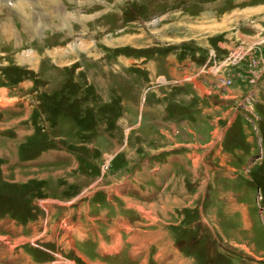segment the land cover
Instances as JSON below:
<instances>
[{"label": "rangeland", "instance_id": "rangeland-1", "mask_svg": "<svg viewBox=\"0 0 264 264\" xmlns=\"http://www.w3.org/2000/svg\"><path fill=\"white\" fill-rule=\"evenodd\" d=\"M128 26L139 33L126 41ZM156 51L187 62L164 85L156 75L169 65ZM263 69L264 0H0V264H86L78 251L130 264L95 248L112 223L121 239L138 236L132 264H264ZM201 74L213 82L197 95ZM200 104L219 117L210 140L244 147L243 130L251 136L250 167L219 165L210 140L194 147L170 134ZM188 148L193 159L169 167L168 153ZM225 200L236 227L217 220ZM18 250L28 261L7 259Z\"/></svg>", "mask_w": 264, "mask_h": 264}, {"label": "crops", "instance_id": "crops-1", "mask_svg": "<svg viewBox=\"0 0 264 264\" xmlns=\"http://www.w3.org/2000/svg\"><path fill=\"white\" fill-rule=\"evenodd\" d=\"M128 27H129V31H123V33L120 34V36H122L124 39H126V41H127V37H131L135 33V32H132L130 30H134L136 28L135 26H128ZM121 31H122V29H121ZM138 33H135V34H138ZM135 38H137V36H135ZM114 40H115V37H114ZM122 42L123 41H121V42L118 41V45H120V46H117V48L120 49V50H122V52H121L122 56L123 57H126L127 53L125 52V47L127 45H125L126 43H122ZM139 46H140L139 44H135V46L133 48L135 50H143V49L146 50L147 48H151V46H147V45L146 46H143V47L141 46V48H139ZM153 46H155V45H153ZM130 55H131V53H130ZM154 56H156L157 58H160V59H163V58L166 59L167 58L166 59L167 60L166 63H168V65H169V67L167 69L169 72L166 71V75L165 74H157L156 75V76H158V78H162V81L163 82H161L160 80H157L162 85H164L165 83H168V81H169L168 78H170L173 73L177 72V69H183L184 70L185 67H186V65H187L185 56H183L181 58H178L177 57L179 59V61H176V55L170 54L169 52H157L156 51L154 53ZM171 62L173 63L172 66H170V63ZM150 69L152 70V66H150ZM198 77H199V79L197 78V82L200 83V85L198 84V87L197 88H193V91H195L197 95H202V92L203 91H206L205 90V85L206 84L210 85V83L213 82L212 81L213 79L209 75H203V74L199 75ZM226 78L227 77L225 75L222 76L221 77V79H222L221 81L222 82L227 81ZM183 79H185V78L183 77ZM198 107H200V110H199V116L198 117H195L196 120L182 118L181 119V122L182 123H180L182 125L181 130H177V128H171L169 130V132H170L171 135L176 136L175 139L181 137L183 135V133L186 136V140H185L186 142H181V143H178V144H182V145L191 144L194 147H195V145H199V146L205 145L206 142L210 140L209 139V136L210 135L212 136L214 130H216V127H217L216 126L217 125L216 124L217 123L216 120L219 117H218V115H216L217 113H215V109L212 108L211 106L210 107H207V106H203L201 104L198 105ZM141 117L142 118H144V117H147L148 118V116L144 112H139V114H137V118H138L137 123H139V124H140L139 121H140ZM228 118H230V117L228 116L227 119ZM151 120H156V119H151ZM229 121H231V120H229ZM161 122L164 123L165 121L163 120ZM231 123H229V126H228V129L230 131H231L230 128L232 126L234 127L235 122H231ZM198 124L202 125L203 128H198L197 127ZM209 128H211V130H208ZM229 130H227V131L229 132ZM242 134H243L242 135L243 136V140H242L241 144L244 143L245 144L244 147H243V145H240V144H232L231 143V139H233V138H231V137L227 138L226 136H223L224 134H222L223 137L219 140V138L221 136V133H218L217 136H216V138L214 140H213V138H214L213 137L212 140H210L208 142L209 144L211 142H213V143L210 144V146H208L207 150H205L206 153H209L210 152L209 154H207V156H209L211 158H214V156H215V158L218 159V162L217 163L219 165L222 162V163H225V165H226L227 168L230 167L231 169H233V167L231 166V161L233 163L234 162V159L237 158V159L240 160V163L238 165H240V168H242L244 166L243 165L244 164L243 163L244 160L247 158L246 159V161H247L248 158L250 157V155L248 153H249V150L252 148V147H250V143L252 142L251 136H249L248 133H246L244 130H243V133ZM225 135H226V133H225ZM225 137H226V140H225ZM218 140H219V143H218ZM215 145H217V146L215 147ZM214 147H215V153L213 154V151H214L213 148ZM243 148L245 149V152H244ZM246 148H247V150H246ZM179 150H180V148H179ZM179 150H176V151H172L171 150L172 152H169L168 153L169 155L166 157V160L168 158L170 160H172L171 162L167 163L169 165V167H171L174 164L175 159L177 157H179L178 155H180L182 157H185V158L187 157L188 159H193L192 156H190V154L188 153L192 149H189L188 148L186 150H182V153H174V152H178ZM245 154H247V155H245ZM173 157H176V158H173ZM196 158H197V154H196ZM169 167L166 168V169H164V168H161L160 169L159 168L160 169V172L157 175H159V177H160V182L162 181V176L168 175ZM248 167H250V165H249V163L247 161V167H246V169ZM208 173L209 172H207V176H208ZM169 175H171V176H176V175L179 176L180 175V172H177L176 175H174V171H173V173L172 174H169ZM160 182H159V184H161ZM171 185H173L172 186L173 189L180 190V191L185 190L184 189V184L182 182L179 184V186H174L175 183L173 181L171 183ZM112 192L117 193L115 189ZM109 193H110V191H109ZM226 200H229V199H226ZM226 200L223 201V204H222V207L225 204V210L226 211L223 208L220 207L221 208V213L218 214L217 220L222 219V220L225 221V223L231 224L232 226L235 225V227H236L237 224H238V222H240V219L241 218H240V216H236L234 214V211L235 210H233L231 208H229V210L226 209L227 208L226 206H228ZM206 206H211V207L214 206L215 208L212 207V209L214 211L213 215H216L217 208H216V202H215V199L214 198H212V197L209 196L208 201L206 202ZM210 214L212 215L211 212H210ZM233 215L235 216V218H234ZM72 223H74V222H72ZM117 228H118V226L115 223H112L111 225L106 224L105 227H104V236H105V240L104 241L105 242H103L102 240H100L98 242V245L97 246L95 245V248H98L97 249L98 252L104 253V254H106V252L109 251L110 253H108V254H110L111 256H118L119 258H122V260H125V255L127 253V262H129L130 264H132V262H133V260H132V254H133L134 249L136 248V243L138 242V236L137 235H134L132 233L127 234L125 232L126 234L121 239L120 232L118 231ZM94 230H95V228H94ZM94 230H93L92 233L96 235L97 232L94 231ZM116 234H118V236L121 239V242L124 244V247H122V249H121L122 243H120V245H119V243H116L115 242ZM142 240L145 241V242H147V240H148L149 243L152 242L151 239H150V237H146V238L143 237ZM167 244L168 243H163L162 245L157 246V248L163 249V248L167 247ZM141 245H138L137 246V249L138 250L141 248ZM70 247H71V244H69L68 247L64 248V250L66 251V253H69V255L70 254L73 255V256H71V259H72V257L75 256V253L72 250V247L71 248ZM123 248H125L126 251H123ZM175 251H178V249L176 248ZM119 252H121V253H119ZM118 253H119V255H118ZM145 254H147V251L145 252ZM10 255H12V256L16 255V257H9V254H8V258L7 259L10 262H12V263L26 262V259L27 258H26L25 253L22 250H18L16 253L10 254ZM78 255L83 259V261L86 264H103V263H100L99 261H96V260H94V261L90 260L89 257H87L85 254L82 253V255H81L79 251H78ZM168 255L170 256V254H168ZM136 258H137V256H136ZM29 259H30L29 260V264H40V263H36L35 258L34 259L29 258ZM164 259H166V258H164ZM27 261H28V259H27ZM141 263H142V261H141Z\"/></svg>", "mask_w": 264, "mask_h": 264}, {"label": "built area", "instance_id": "built-area-1", "mask_svg": "<svg viewBox=\"0 0 264 264\" xmlns=\"http://www.w3.org/2000/svg\"><path fill=\"white\" fill-rule=\"evenodd\" d=\"M239 50H235V51H233V53H231L230 55H231V57H232V59H234L235 58V56L237 55V54H239V52H238ZM235 60V59H234ZM201 65H200V69H202V70H205V71H210V72H214V71H216L217 70V68H216V66H214L213 64H208V63H200ZM257 77V76H256ZM255 81V78H254V80H253V82ZM236 108H238V107H236ZM255 119V118H254Z\"/></svg>", "mask_w": 264, "mask_h": 264}, {"label": "trees", "instance_id": "trees-1", "mask_svg": "<svg viewBox=\"0 0 264 264\" xmlns=\"http://www.w3.org/2000/svg\"><path fill=\"white\" fill-rule=\"evenodd\" d=\"M189 239H190V241H191V240H192V241H195V242H196V241H198V239H197V240H194V239H193V238H191L190 236H189ZM215 260H216V259H214V261H213V262H215Z\"/></svg>", "mask_w": 264, "mask_h": 264}, {"label": "bare ground", "instance_id": "bare-ground-1", "mask_svg": "<svg viewBox=\"0 0 264 264\" xmlns=\"http://www.w3.org/2000/svg\"><path fill=\"white\" fill-rule=\"evenodd\" d=\"M50 2V4H52V2L51 1H49ZM249 226V225H248ZM214 234V233H213ZM215 235V234H214ZM216 236V235H215ZM212 237V239H213V236H211ZM216 239H218L217 237H215ZM214 238V239H215ZM211 249V248H210Z\"/></svg>", "mask_w": 264, "mask_h": 264}]
</instances>
